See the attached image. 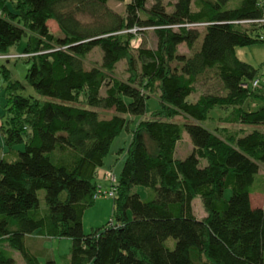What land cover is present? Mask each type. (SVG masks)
<instances>
[{
  "label": "trees",
  "instance_id": "16d2710c",
  "mask_svg": "<svg viewBox=\"0 0 264 264\" xmlns=\"http://www.w3.org/2000/svg\"><path fill=\"white\" fill-rule=\"evenodd\" d=\"M9 1L0 0V54L29 35L23 54L33 63L26 82L39 97L9 80L0 124V145L11 153L0 157V242L23 264H56L40 260L34 234L71 238L69 264H264V208L253 207L250 197L264 163V97L252 87L258 70L236 55L237 47L264 41V22L240 23L264 19L263 0H175L169 11L164 0H115L125 4L124 14L110 0ZM52 19L60 34L51 31ZM148 29L157 46L140 47L130 59L138 80L118 79L112 73L130 55L134 30ZM181 44L188 53L179 52ZM95 48L102 62L88 68L85 56ZM197 86L201 93L190 102ZM157 91L161 108L143 119ZM254 100L256 107L247 110ZM216 106L232 109L227 122L254 130L208 129L202 122ZM98 109L113 114L104 117ZM126 116L141 120L113 216L86 234L83 217L98 197L97 171L128 127ZM184 130L193 149L178 158ZM145 135L156 143L155 153ZM18 144L24 149L15 150ZM134 186L147 188V198L132 192ZM198 196L203 219L194 214ZM30 237L35 240L28 244ZM0 264L18 262L0 247Z\"/></svg>",
  "mask_w": 264,
  "mask_h": 264
},
{
  "label": "rangeland",
  "instance_id": "374dc122",
  "mask_svg": "<svg viewBox=\"0 0 264 264\" xmlns=\"http://www.w3.org/2000/svg\"><path fill=\"white\" fill-rule=\"evenodd\" d=\"M232 1V3H236L237 0ZM9 2L12 3V0H10ZM174 2L175 0H164V4L167 5L168 11L172 9L171 4ZM108 4L115 11L122 14L125 13L124 3L115 0H110ZM151 4V1H149L147 6L150 7ZM53 21L54 22H50L49 24L51 31L55 34H60V30L56 21ZM198 29L199 31H204V28L202 26H199ZM134 34V38L130 40V55L120 60L112 73L115 77H118V79L124 81L133 80L136 82L139 78V72L130 63V59L136 57L137 49L140 47L156 48L157 46V37L154 31L150 29L139 33L137 31H134ZM28 41L29 35H25L20 40V42L10 48V55H17L18 57H12L10 59H0V115H2L4 107L7 104V87L9 80L19 81L22 84L26 85L27 89L25 90V94H32L33 96L39 97L35 90L26 82V75L28 73V70L32 66L33 60L29 57H23L21 55H23L24 49L28 44ZM178 49L181 53H188V49L185 44L179 45ZM236 55L240 60L251 64L258 70V77L261 78V82L260 85L255 88V91L261 93V95H263L262 97H264V41L257 42L247 47H237ZM102 56L103 54L100 48L93 49L90 53L85 56L86 66L89 68L95 65H100L102 62ZM5 69H7L9 72L8 79L5 77ZM104 91L105 88H103L102 94H104ZM159 93L160 91H157L156 94H153V96L148 99L146 114L144 117H142L143 119L152 118V115L161 108L160 100L158 98ZM200 93L201 87L197 86L196 93H192L188 97V100L190 102H195L198 99ZM81 99L83 100V97H81ZM256 103L257 101L251 102L250 104L245 105V108H247V110L254 109L256 107ZM98 111L104 117H108L113 114L112 111L102 109H98ZM231 114V108L219 106L213 107L209 110L206 119L202 122V125H204L210 130L216 129L217 127L218 130H223L224 127L227 129V132L229 134L231 133L232 135H241L254 130V127L250 125H242L236 122H227ZM126 117L129 119L128 127L124 128L114 138L109 153L104 159V164L100 168L98 176L96 177L97 183H101L102 171L107 170L113 172V174L116 176V180L119 179L123 164L128 156L127 154L132 139V131L137 128L139 121L141 120L140 116ZM174 120L180 123L185 122V119L181 116L174 117ZM261 130H264V127H262ZM145 142L151 153H155L157 151L156 143L150 138H148L147 135H145ZM24 147V144H18L15 145L14 148L15 150H23ZM192 148L193 144L191 142L190 136L184 130L182 138L178 142L176 156L178 158H184L188 154H190ZM3 155L10 156L11 153L8 148L0 145V157H2ZM206 164L207 161L205 159H201V165L205 166ZM107 190H104V192H106ZM132 192L140 194V196L144 199L147 198L148 190L144 186H134L132 187ZM231 194V190L228 189L225 192V197L229 199L231 197ZM250 197L253 207L264 208V163L260 164L259 173L253 185ZM39 198L41 205L45 207L46 203L44 190L39 191ZM113 201L114 197L101 194L96 198L95 203L86 209L83 217V230L86 234L91 233L92 230L98 227L106 225L108 221L111 220V217L113 216ZM108 202L110 203L109 207L104 205ZM193 209L194 214L197 218L203 219L206 217L207 212L203 205L202 199L199 196L196 197L193 201ZM34 237L38 239L36 245L39 244V246H37V249L34 248V250L38 254L41 261H45L48 258H53L56 261V264H69L72 246L71 238L41 237L37 234H34ZM31 239L32 237L28 238V244L31 243ZM166 244L170 248H173L175 245V240L173 238H170ZM0 247L6 248L8 251L12 252L18 264H23V259L20 254L14 253V251H12L6 243L0 242Z\"/></svg>",
  "mask_w": 264,
  "mask_h": 264
},
{
  "label": "built area",
  "instance_id": "2783aa9c",
  "mask_svg": "<svg viewBox=\"0 0 264 264\" xmlns=\"http://www.w3.org/2000/svg\"><path fill=\"white\" fill-rule=\"evenodd\" d=\"M263 5H264V0H263ZM256 22H264V19H260V20H242L240 21V23H243V24H250V23H256ZM195 26H199L197 24H195ZM135 31V30H134ZM23 57H27L28 55L27 54H23L21 55ZM12 57H18L17 55H10V54H0V59L4 58V59H10ZM261 78L259 79H256L255 81H253L252 83V87L253 88H256L258 87V85H260V80ZM105 177L107 179H109V181L112 183V186L110 188V190H107L106 192H104V190L100 189L98 191V194L97 196L101 195V194H105V195H108V196H116V193H117V180H116V176L113 174L112 171H108L105 173Z\"/></svg>",
  "mask_w": 264,
  "mask_h": 264
},
{
  "label": "crops",
  "instance_id": "0c3cea01",
  "mask_svg": "<svg viewBox=\"0 0 264 264\" xmlns=\"http://www.w3.org/2000/svg\"><path fill=\"white\" fill-rule=\"evenodd\" d=\"M50 22H54L53 20H50L49 22H48V24H50ZM50 26V25H49ZM0 124H1V115H0ZM193 149V148H192ZM99 170H100V168L98 169V171H97V174H96V177L98 176V172H99ZM106 172H108V170L107 171H102V179H101V183H97L98 184V188H99V190L100 189H102V190H110V188H111V186H112V183L109 181V179H107L106 177H105V173ZM117 182H118V180H117ZM100 184H102V185H100ZM106 185V186H105ZM104 205H106L107 207H109V205H110V203L108 202V203H106V204H104ZM107 216V215H106Z\"/></svg>",
  "mask_w": 264,
  "mask_h": 264
}]
</instances>
